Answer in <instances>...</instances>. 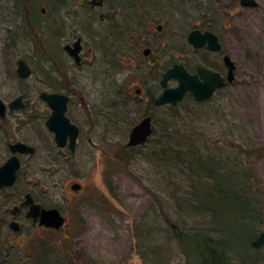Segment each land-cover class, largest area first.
<instances>
[{
	"label": "rangeland",
	"instance_id": "1",
	"mask_svg": "<svg viewBox=\"0 0 264 264\" xmlns=\"http://www.w3.org/2000/svg\"><path fill=\"white\" fill-rule=\"evenodd\" d=\"M24 1L0 0V98L24 102L0 118V162L8 136L33 145L24 188L67 223L53 231L25 221L16 247L0 226V264H187L176 232L198 228L226 232L227 264H264V246L251 245L264 230V0L256 7L240 0ZM193 28L215 32L222 49L194 51L187 42ZM78 37L81 65L63 50ZM225 54L235 63L234 81L204 102L186 96L153 107L135 92L160 94L161 73L173 63L225 75ZM19 58L29 77L17 74ZM53 90L70 97L66 113L79 128L74 150L58 147L46 126L51 109L39 94ZM148 111L152 134L131 151L129 132ZM162 147L193 161L213 158L220 173H236L258 209L251 231L245 212L228 205L212 220L196 194L198 173L164 160ZM222 180L230 186L229 174Z\"/></svg>",
	"mask_w": 264,
	"mask_h": 264
},
{
	"label": "water",
	"instance_id": "2",
	"mask_svg": "<svg viewBox=\"0 0 264 264\" xmlns=\"http://www.w3.org/2000/svg\"><path fill=\"white\" fill-rule=\"evenodd\" d=\"M241 5L248 7H256V0H240ZM187 42L194 48L199 49L206 46L210 51L217 52L222 49V44L218 35L209 30H201L199 28L191 29L187 34ZM63 50L69 54L75 63H80L79 52L81 50V39L78 37L72 44H65ZM147 53V50L144 51ZM222 62L226 67V75L223 76L217 70H211L206 67L197 66L196 73H190L181 63L172 64L160 79L162 91L155 99L156 105L172 104L180 102L186 92H190L195 100L205 101L211 98L215 92L224 87L226 83H233L235 75V63L228 56H222ZM16 72L21 78L31 75V68L27 62L19 58L17 60ZM176 79L175 86H168V81ZM40 98L47 102L51 109L50 115L46 119V126L54 133V141L58 147H63L67 140L71 148L75 146L78 135V126L70 121L65 114L67 110L68 96L62 92L42 91ZM24 104L21 95L16 96L9 102H5L0 98V118H5L7 112L22 107ZM152 134L151 117L147 116L137 122L131 128L126 146H138L144 143ZM13 152L32 153L34 147L21 141L10 144ZM17 158L11 157L7 162L0 166V185L9 184L14 180L15 169L17 167ZM74 189L80 188L79 184L73 185ZM29 195H27V198ZM27 203L29 200L26 201ZM28 215L36 220L39 215V224L47 227L60 228L65 223V217L56 208L40 209L38 204H32ZM251 245L255 248L264 246V230L260 231L255 239L251 241Z\"/></svg>",
	"mask_w": 264,
	"mask_h": 264
},
{
	"label": "trees",
	"instance_id": "3",
	"mask_svg": "<svg viewBox=\"0 0 264 264\" xmlns=\"http://www.w3.org/2000/svg\"><path fill=\"white\" fill-rule=\"evenodd\" d=\"M30 1L26 0L24 2L29 4ZM29 25L31 28L34 26L31 20ZM192 102L197 101L192 99ZM172 106L174 105H168V107ZM136 147L132 146L129 148L134 151ZM189 152L192 154L193 150L190 149ZM158 154L170 163H175L173 160L184 161L198 173L200 181L197 185L195 184L196 194L199 202L211 211L212 220L215 219V213L221 205H228L230 209L233 207L236 211L242 209L245 212L242 219L249 221L251 231L258 209L252 200L251 192L240 187V180L236 173L232 174L227 171L220 173L219 162L215 159L196 157L195 161H193L188 157H182V152L175 148L168 154L166 149L162 147ZM227 173L230 176V186H224L225 182L222 180L224 175H228ZM216 228H219V226ZM176 240L185 254L187 264H227L229 262L230 256L228 253L231 251L232 246L229 243L226 232L225 234L223 232L221 237H215L204 228L191 231L179 230L176 232Z\"/></svg>",
	"mask_w": 264,
	"mask_h": 264
},
{
	"label": "flooded vegetation",
	"instance_id": "4",
	"mask_svg": "<svg viewBox=\"0 0 264 264\" xmlns=\"http://www.w3.org/2000/svg\"><path fill=\"white\" fill-rule=\"evenodd\" d=\"M95 2V1H93ZM99 4H102L103 3V0H98L97 1ZM133 28V26H132ZM157 29L160 30L161 29V25H157ZM200 29V28H199ZM130 30L132 31V29L130 28ZM202 31L203 30H206V29H201ZM75 41V40H74ZM74 41L72 42H68V44H72ZM67 44V43H65ZM189 44V43H188ZM190 45V44H189ZM191 46V45H190ZM192 47V46H191ZM202 48H206L207 50H209L206 46L202 47ZM202 48H199V49H202ZM192 49L195 51V50H199V49H196L194 47H192ZM147 50V53H145L144 51ZM151 51V48L150 47H145L142 51V53L144 55H148ZM210 51V50H209ZM81 52H82V44H81V50L79 52V55H80V63H75L74 60V64L76 65H81L82 63V55H81ZM174 64V63H173ZM182 64V63H181ZM184 65V64H183ZM185 66V65H184ZM197 66H200V67H206L208 69H211V70H215L214 68H211L210 66H207V65H204V64H195L194 67H187V70L190 72V73H193L195 74L196 73V69H197ZM170 67V66H169ZM167 67L162 73H161V77H162V74L169 68ZM226 68V67H225ZM227 71V69H226ZM223 76L225 75L223 73H221ZM160 77V79H161ZM160 79H159V85H160ZM170 81H176V79H171L168 81V86H171L170 85ZM177 83V81H176ZM161 86V85H160ZM175 86V85H174ZM162 89V87H161ZM162 91V90H161ZM47 92H59V91H47ZM135 92L138 95V97L141 99H144L149 105L153 106V107H156V106H167L169 104H164V105H156L155 104V99L156 97L159 95H157L156 97L154 96H147L145 93H143L142 89L141 88H136ZM63 93V92H62ZM65 94V93H64ZM68 96V101H67V107H68V102H69V95L66 94ZM186 96H190L191 99L195 100V98L193 97V95L190 93V92H186L183 99L186 97ZM182 99V100H183ZM210 99V98H209ZM197 101V100H195ZM9 102V101H8ZM46 104L47 102L44 101ZM197 102H204V101H197ZM7 103V102H6ZM177 104V103H176ZM48 105V104H47ZM14 112L13 111H9L7 112V114H10ZM51 112V111H50ZM67 112V110H66ZM65 112V114L67 115V113ZM50 115V114H49ZM48 115V116H49ZM68 116V115H67ZM147 116H150L151 117V126H152V131H153V116H152V113L150 111L144 113L141 117V119L147 117ZM48 118V117H47ZM69 118V117H68ZM70 119V118H69ZM140 119V120H141ZM139 120V121H140ZM71 121V120H70ZM137 121V122H139ZM72 122V121H71ZM136 122V123H137ZM46 123V121H45ZM135 123V124H136ZM75 124V123H74ZM79 129V128H78ZM79 132V130H78ZM78 136V135H77ZM77 139V138H76ZM17 141H21V142H25L23 140H20V139H14L13 137H7V139L5 140V147L6 149L4 150L3 154H4V157H3V160L2 162H0V166L3 165L5 162H7V160H9L11 157H16L17 158V167L15 169V177H14V180L9 183V184H3V185H0V226H4L7 228L8 230V245L9 247H16V246H20V244H22V242L24 241L23 238H18L15 237V235H18V233H21L22 230L25 228V224L26 222L25 221H29L33 226L36 225V228L37 227H44V228H47V229H52L53 231L56 230V228H53V227H47L45 225H41L39 224V215L37 216L36 220L33 219L32 216L28 215V211L30 210L31 208V205L32 204H38L40 206V209H43V208H52V207H45L43 206L41 203H40V200L39 198L36 197V195L34 193H32L31 191H26L25 188H24V182H23V179H22V172H23V167H24V163H25V157L26 155H32L34 152H35V147L31 144V146L34 147V151L32 153H22V152H18V151H15L13 152L10 148V144L12 143H15ZM26 143V142H25ZM28 144V143H27ZM57 145V144H56ZM75 146H76V142H75ZM75 146L73 148L70 147V145L68 144V140L66 142V144L63 146V147H68L70 150H74ZM127 147H132V146H127ZM76 184H79V183H76ZM75 185V184H74ZM80 185V184H79ZM72 188H73V185H72ZM80 188H81V185H80ZM80 188L78 189H75L76 191H80ZM27 195H29V197L27 198ZM29 200V202L27 203L26 201ZM62 214V213H61ZM63 215V214H62ZM64 216V215H63ZM65 217V216H64ZM67 223V220H66V217H65V223ZM63 224V225H64ZM62 228V227H60ZM59 229V228H58Z\"/></svg>",
	"mask_w": 264,
	"mask_h": 264
}]
</instances>
